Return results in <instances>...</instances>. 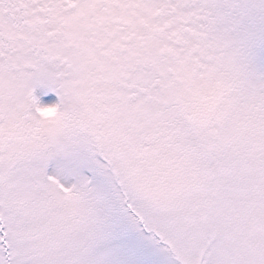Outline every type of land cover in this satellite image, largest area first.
I'll list each match as a JSON object with an SVG mask.
<instances>
[{
  "label": "snow or ice",
  "instance_id": "1",
  "mask_svg": "<svg viewBox=\"0 0 264 264\" xmlns=\"http://www.w3.org/2000/svg\"><path fill=\"white\" fill-rule=\"evenodd\" d=\"M0 264H264V0H0Z\"/></svg>",
  "mask_w": 264,
  "mask_h": 264
}]
</instances>
